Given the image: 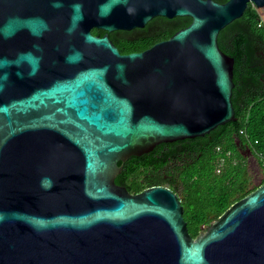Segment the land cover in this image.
Segmentation results:
<instances>
[{
  "label": "water",
  "instance_id": "1",
  "mask_svg": "<svg viewBox=\"0 0 264 264\" xmlns=\"http://www.w3.org/2000/svg\"><path fill=\"white\" fill-rule=\"evenodd\" d=\"M250 2L0 0V264H264V184L193 237L170 187L116 182L237 119L218 38ZM157 16L192 21L143 51L109 36Z\"/></svg>",
  "mask_w": 264,
  "mask_h": 264
},
{
  "label": "trees",
  "instance_id": "2",
  "mask_svg": "<svg viewBox=\"0 0 264 264\" xmlns=\"http://www.w3.org/2000/svg\"><path fill=\"white\" fill-rule=\"evenodd\" d=\"M263 12L250 2L243 16L222 29L218 38L220 48L235 58L232 101L237 119L204 136L163 142L148 153L131 156L116 178L131 193L156 185L170 187L182 200L193 237L264 184ZM191 21L188 16H157L144 27L116 30L109 36L122 53L143 51ZM92 32L106 33L96 27ZM250 155L256 164H251Z\"/></svg>",
  "mask_w": 264,
  "mask_h": 264
},
{
  "label": "rangeland",
  "instance_id": "3",
  "mask_svg": "<svg viewBox=\"0 0 264 264\" xmlns=\"http://www.w3.org/2000/svg\"><path fill=\"white\" fill-rule=\"evenodd\" d=\"M264 11V8L262 9ZM264 13V12H263ZM264 15V14H263ZM248 159L250 160L251 164H256L257 163V160L255 159L254 156L250 155V157H248ZM259 180V179H257Z\"/></svg>",
  "mask_w": 264,
  "mask_h": 264
}]
</instances>
